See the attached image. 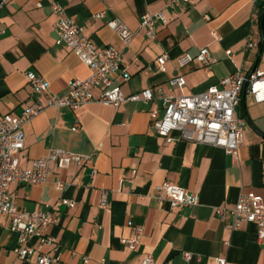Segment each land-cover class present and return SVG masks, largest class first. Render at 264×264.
I'll return each instance as SVG.
<instances>
[{"label": "crops", "instance_id": "0c3cea01", "mask_svg": "<svg viewBox=\"0 0 264 264\" xmlns=\"http://www.w3.org/2000/svg\"><path fill=\"white\" fill-rule=\"evenodd\" d=\"M0 0V114H20L33 102L45 101L33 94L26 73L44 77L51 91L62 95L74 78H86L90 70L66 46L58 43V17L51 5L58 2L100 50L122 52V70L114 76L126 95L162 86L166 93L201 94L219 86L238 70L251 75L264 71V0H193L171 6L170 0ZM40 5V6H39ZM162 13L157 36L152 39L140 27L144 13ZM104 13L97 18L96 15ZM121 19L135 36L125 47L107 22ZM253 43V47H248ZM207 48L216 59L209 70L192 62L181 69L184 89L171 87L177 59L184 53L196 57ZM231 50L233 56L226 54ZM167 54L160 71L156 62ZM123 70L130 74L125 80ZM163 116L160 99L126 101L114 108L90 103L77 111L48 108L24 126L22 168L51 149H63L87 157L83 165L67 169L53 164L54 173L44 185L11 183L18 209L30 212L53 209L57 223L49 232L59 244L62 264H141L153 254L157 264H264V241L258 227L243 223L232 230L233 217L216 214L217 207L231 209L242 194L264 199V103L249 93L237 109L246 122L238 157L222 148L179 140L168 142L153 127L151 112ZM76 119L82 128L74 131ZM95 171V174L93 173ZM59 178L65 183L60 190ZM166 181L197 195L200 204L172 208L159 187ZM107 204L101 206L102 194ZM76 202L71 209L61 201ZM143 234L135 248L122 243ZM32 246L38 241L32 239ZM18 234L10 220L0 218V264H37L18 258ZM51 252L50 247H42ZM185 253L192 255L186 260ZM87 259V261H86Z\"/></svg>", "mask_w": 264, "mask_h": 264}, {"label": "built area", "instance_id": "2783aa9c", "mask_svg": "<svg viewBox=\"0 0 264 264\" xmlns=\"http://www.w3.org/2000/svg\"><path fill=\"white\" fill-rule=\"evenodd\" d=\"M8 0H2L1 5ZM193 4V0H170L171 6ZM40 6V5H39ZM52 12L58 17L56 32L58 43L66 46L90 70L86 78H74L69 90L62 94L51 91L50 83L34 72L26 73L28 83L33 94L43 93L45 101L37 100L20 114H0V218L10 220V229L18 234V245L15 252L22 261H30L36 257L37 264H62L58 253L59 244L49 230L57 223L53 209L30 212L20 210L14 202V194L9 191L11 183L26 185H44L50 175L54 173L53 164L61 169H67L72 163L83 165L87 157L63 149H51L45 157L35 159L30 168L20 166L19 157L25 151L24 126L31 119L38 116L48 108L59 109L68 107L77 111L84 105L99 103L117 108L126 101L154 102L160 99L163 105V116L156 111L151 112L153 127L160 137L168 142L174 139L173 132H179V140L193 143L206 144L222 148L226 154L236 159L240 146L244 140L246 122L238 115L237 109L241 103L242 95L249 93L257 104L264 103V71L251 75L238 70L233 75L220 81L219 86L209 88L201 94L174 96L166 93L162 86L155 89H144L139 93L126 95L120 85L114 83V76L122 70L121 50L109 47L98 49L95 43L83 36L82 28L76 21L69 17L65 9L58 2L51 5ZM104 13L96 15L97 18ZM162 13H144L140 18V27L145 29L146 35L152 39L157 36V23L164 22ZM107 25L119 37L125 47H129L135 33L119 18H113ZM3 30L0 29V35ZM253 47V43H248ZM226 54L232 57V51ZM167 54L161 55L156 62L159 70L163 71ZM177 75L169 81L171 87L184 89L187 82L181 69L192 62L199 63L204 69L209 70L216 62L209 49L203 48L196 57L184 53L177 59ZM126 81L130 74L123 70ZM82 128L79 119H76L74 131ZM95 174V171H93ZM264 182V177H263ZM56 186L62 190L65 183L59 178ZM172 208L194 207L200 204L197 195L187 189L164 182L160 187ZM68 208H75L76 202L69 199L61 201ZM107 204V193L103 192L101 206ZM216 214L223 218L226 213L233 217L232 230H237L243 223H254L258 227V239L264 241V199L257 195L242 194L235 206L231 209L217 207ZM143 234V228L137 227L135 236L123 239L122 243L130 248H135ZM36 239L38 246H32L30 241ZM50 247L51 252L46 253L42 247ZM186 260H191L192 255L185 253ZM87 261V259H86ZM101 264H106L104 261ZM141 264H157L153 254L144 257ZM216 264H227L225 257H218Z\"/></svg>", "mask_w": 264, "mask_h": 264}]
</instances>
